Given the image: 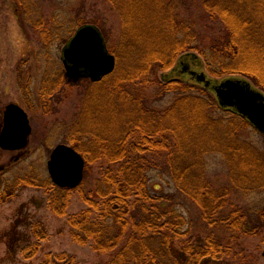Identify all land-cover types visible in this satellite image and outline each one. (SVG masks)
I'll return each instance as SVG.
<instances>
[{"label": "trees", "instance_id": "obj_1", "mask_svg": "<svg viewBox=\"0 0 264 264\" xmlns=\"http://www.w3.org/2000/svg\"><path fill=\"white\" fill-rule=\"evenodd\" d=\"M108 2L120 18L116 46L100 30L117 67L101 81L89 83L83 107L65 137V144L85 161L81 185L91 186L88 192L82 187L88 208L67 220L71 237L106 256L101 264H219L217 259L228 236L242 233L253 237L264 232V208L230 203L237 195L264 187L263 172L257 161L253 162V150L247 143L233 142L230 137L222 145L213 141L220 138L207 105L199 103V94L184 93L181 85L201 91L203 87L170 77L171 83L165 86L181 94L163 111L148 105L146 91L156 73L197 53L211 76L213 72L219 79L245 77L264 92V0ZM29 21L35 33L46 40L44 22H33L31 17ZM60 79L63 85L76 87L66 80L64 72ZM214 152L228 165V182L219 188L205 177V156ZM101 163L105 168L99 177L89 180L91 166ZM151 172L168 175L174 194H152ZM32 177L0 179V203L15 198ZM43 182L46 188L53 186L48 177ZM68 191L55 187L48 200L53 215H65ZM177 195L195 208L200 235L196 243L184 240L176 244L194 228L189 210L186 216L176 208ZM33 233L37 240L47 237L41 226L33 228ZM27 247L31 248L29 254L38 250V244Z\"/></svg>", "mask_w": 264, "mask_h": 264}, {"label": "rangeland", "instance_id": "obj_2", "mask_svg": "<svg viewBox=\"0 0 264 264\" xmlns=\"http://www.w3.org/2000/svg\"><path fill=\"white\" fill-rule=\"evenodd\" d=\"M177 11L187 16L182 8ZM29 17L33 22H44L48 35L46 40L43 41L41 34L32 29ZM80 22H84L81 26L98 25L96 27L104 31L110 44L116 46L120 18L111 9L108 0H0V130L4 109L12 103L25 109L32 127L26 149L12 152L0 148V179L34 176L31 183L18 189L15 198L0 203V264H66L67 261L73 264H101L107 260L106 256L97 255L89 244L81 245L74 241L67 224L71 215L88 208L83 190L88 192L91 186L81 185L67 192V208L62 217L53 215L48 205L55 187L43 186V179L48 177L50 152L56 145L66 143L65 137L70 126L83 107L84 93L90 88L88 81L71 88L63 85L60 79L63 72L60 61L62 48L73 32L81 27H78ZM194 54L203 64V59L197 53ZM176 62L149 80L150 87L146 91L148 105L157 111H163L179 100L181 93L169 90L170 85L165 86L169 81L167 75L176 68ZM204 69L206 71L207 68L204 66ZM262 73L264 75V71ZM207 74L210 78H217L213 72L212 76ZM181 86L187 95L199 94L202 99L199 103L207 105V111L214 119L215 127H218L216 136L220 138L218 141L213 138V141L222 145L230 137L233 142L247 143L253 150V162L257 161L264 177V137L250 124L222 110L212 94L185 84ZM171 87L174 88L173 85ZM49 88L53 91L50 92ZM204 163L205 177L214 187L227 184L228 165L223 156L218 152L209 153ZM101 168H105L102 163L91 166L89 180H96ZM149 178L152 194H174L173 181L168 175L151 172ZM230 203L237 207L264 208V187L249 195H237L230 199ZM176 208L186 216L188 209L194 222L193 231L186 238L176 241V244L184 240L196 243L200 235L196 230L199 225L195 208L186 204L179 195ZM36 226L45 228L46 239L35 238L33 228ZM223 243L224 249L217 259L219 264H264V232L253 237L233 233ZM34 244H38V250L29 254L31 248L27 246ZM26 249H29L28 253L23 252ZM181 249L178 247V250Z\"/></svg>", "mask_w": 264, "mask_h": 264}, {"label": "water", "instance_id": "obj_3", "mask_svg": "<svg viewBox=\"0 0 264 264\" xmlns=\"http://www.w3.org/2000/svg\"><path fill=\"white\" fill-rule=\"evenodd\" d=\"M60 60L65 78L70 83L87 79L99 82L115 70V57L108 52L104 37L94 25L79 27L61 51ZM195 67V69H192ZM179 77L187 83L205 88L223 110L243 117L264 136V94L240 77L222 80L210 78L195 54L178 61L167 78ZM27 114L19 106L9 104L4 111L0 130V148L5 151H21L26 148L31 134ZM85 161L71 146L56 145L47 161V172L54 186L75 190L84 179Z\"/></svg>", "mask_w": 264, "mask_h": 264}, {"label": "flooded vegetation", "instance_id": "obj_4", "mask_svg": "<svg viewBox=\"0 0 264 264\" xmlns=\"http://www.w3.org/2000/svg\"><path fill=\"white\" fill-rule=\"evenodd\" d=\"M83 81V80H82ZM80 84V83H79ZM13 104H15V103H13ZM15 105H17V106H19L18 104H15ZM20 107V106H19ZM20 108H22V107H20ZM23 109V108H22ZM24 111H25V109H23ZM26 112V111H25ZM26 114H27V112H26ZM27 116H28V118H29V115L27 114ZM29 121H30V118H29ZM30 126H31V124H30ZM31 129H32V127H31Z\"/></svg>", "mask_w": 264, "mask_h": 264}]
</instances>
